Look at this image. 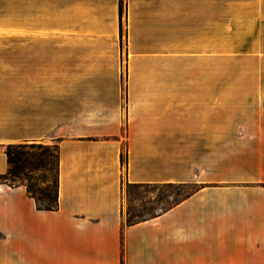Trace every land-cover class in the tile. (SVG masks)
Listing matches in <instances>:
<instances>
[{
	"label": "crops",
	"instance_id": "obj_1",
	"mask_svg": "<svg viewBox=\"0 0 264 264\" xmlns=\"http://www.w3.org/2000/svg\"><path fill=\"white\" fill-rule=\"evenodd\" d=\"M258 1L0 0V174L57 146L56 209L0 183V264H264V84L213 73ZM123 183L194 189L122 225Z\"/></svg>",
	"mask_w": 264,
	"mask_h": 264
},
{
	"label": "rangeland",
	"instance_id": "obj_2",
	"mask_svg": "<svg viewBox=\"0 0 264 264\" xmlns=\"http://www.w3.org/2000/svg\"><path fill=\"white\" fill-rule=\"evenodd\" d=\"M248 7L245 17L237 18L231 26L226 23L215 25L213 73L215 79H245L246 88H257L264 84V0L245 2ZM12 3L7 5V40H13ZM10 12V13H9ZM219 21V20H218ZM233 84L227 81H215V85ZM24 143V142H23ZM33 143L29 152L39 153L37 145H46L48 164L42 170H31L27 173L26 183L31 190L45 188L52 192L53 171L55 167V143ZM43 177V182L37 180ZM48 179V182H45ZM194 189L192 184L184 185H127L121 188L122 225L126 221L151 215L172 202L182 198Z\"/></svg>",
	"mask_w": 264,
	"mask_h": 264
},
{
	"label": "trees",
	"instance_id": "obj_3",
	"mask_svg": "<svg viewBox=\"0 0 264 264\" xmlns=\"http://www.w3.org/2000/svg\"><path fill=\"white\" fill-rule=\"evenodd\" d=\"M119 36L121 35V12L122 8L119 4ZM55 150V167L53 171L52 180V192L45 188H39L36 191L30 189V187L23 182L28 179L27 173L31 170H42L48 164L47 149L48 146L37 145L36 147L41 149L37 154L29 152L28 149L34 147L33 143H15L7 144L4 148L6 155L7 169L6 172L0 174V183H5L9 186L23 185L26 193L30 196L35 204L36 209L40 210H54L57 205V146L52 145ZM120 164L125 165V155L120 153ZM37 180L43 182V177H37ZM48 182V179L45 181ZM189 194V193H188ZM187 194V195H188ZM186 196V195H185ZM184 197V196H183ZM143 218V217H142ZM141 219V218H139ZM134 221H126L125 225L131 224Z\"/></svg>",
	"mask_w": 264,
	"mask_h": 264
}]
</instances>
